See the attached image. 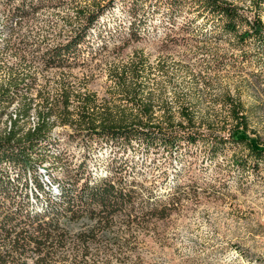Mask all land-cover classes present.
I'll return each mask as SVG.
<instances>
[{"label": "rangeland", "instance_id": "1", "mask_svg": "<svg viewBox=\"0 0 264 264\" xmlns=\"http://www.w3.org/2000/svg\"><path fill=\"white\" fill-rule=\"evenodd\" d=\"M224 1L248 21L258 16L264 26V0ZM18 2L11 0L8 6ZM4 3L0 0V85L9 78L8 68L24 81L0 110V134L11 126L9 119L23 134L35 125L36 112H45L52 100L59 104L61 91L67 90L73 118L81 109L96 114L136 111L132 103L145 102L154 122L162 123L159 116L168 113L174 127L183 126V113L199 136L226 137L233 127L229 105L235 104L245 117L246 135L264 145V43L257 39L239 44L215 23L195 18L194 8L172 5L167 12L165 2L113 0L83 43L64 50L80 24L77 12L88 0H59L28 20L8 19ZM17 37L22 43L15 52ZM73 56L79 61L69 64ZM19 96L29 104L22 117ZM81 99L89 101L88 107ZM76 131L53 125L40 143L44 157L27 168L1 163L0 191L8 193L7 199L23 211L48 215L58 210L59 186L66 197L73 195L72 176L90 185L102 180L116 187L141 184L152 193L137 191L130 223L116 222L108 232L94 235L136 242L123 254L130 256L128 264H264V160H247L241 147L226 141L212 154L201 139H180L165 148ZM178 184L181 200L150 215L153 197L166 200L177 194ZM86 195L81 191L85 200ZM94 221L85 212L70 223L72 232L90 234ZM19 258L9 264L34 262L27 255Z\"/></svg>", "mask_w": 264, "mask_h": 264}, {"label": "trees", "instance_id": "2", "mask_svg": "<svg viewBox=\"0 0 264 264\" xmlns=\"http://www.w3.org/2000/svg\"><path fill=\"white\" fill-rule=\"evenodd\" d=\"M10 1L5 0L3 12L8 19L17 16L20 20H28L39 9L51 7L59 2V0H25L26 2L19 0L15 6L9 7ZM130 1L137 5V2L145 0ZM154 1L165 2L168 7L167 12L171 11L172 5L175 7L177 5V10H181V7L185 6L194 8L193 11L197 12L195 18L202 17L205 23L208 21L215 23L225 34L232 36L235 42L239 41V44L248 39H257L264 43V26L259 17L255 16L251 21H248L236 6L224 0ZM112 2L113 0H88V3L77 12L80 24L69 40L62 45L63 49L72 50L78 44L83 43L88 30L94 26L97 19ZM21 43L22 39L17 37L12 44L15 52L20 51L17 47ZM15 55L17 56L16 53ZM95 56L94 54L87 59L91 60ZM53 58L56 57L51 55V59ZM68 61H70L69 64L77 63L79 56H73ZM6 75L9 78L0 85V110L9 106L13 100L10 94L17 93L19 84L24 81L23 78H18L21 74H18L16 69L8 68ZM121 88L127 89L123 86ZM66 93L67 90L61 91L59 104L58 99L52 100L45 112H36L35 125L21 135L14 129L15 119L8 120L11 126L0 134V164L8 163L12 166L27 168L33 161L41 160L44 156H42L40 143L56 124L72 127L75 131L77 130L76 133L82 129L87 135L119 139L123 144L136 139L146 145L159 143L165 148H170L178 144L180 139L186 143H194L196 139H201L209 145L208 149L212 154H215L218 148L224 145L223 141H226L241 147L245 151L244 155L247 160L253 159L255 163L264 160V145H261L256 137L249 138L246 135L245 117L242 116L235 104L229 105L233 127L226 137H220L213 133H203L199 136L191 131V118L183 113L180 115L184 122L183 126L178 124L177 127H174L168 113H162L159 116L162 123L154 122V116L148 110V105L145 102H133L132 104L137 107L136 111L116 110L96 114L84 112L81 109L76 111V117L73 118L67 109L68 95ZM124 95L129 99V96L125 93ZM15 99H17L16 96ZM18 100L20 102L22 100L18 109V117H22L27 114L29 104L21 96ZM81 102L84 107H88L87 99H81ZM159 125H163L164 128L160 130ZM1 176L2 174H0V178ZM50 180L54 182L52 179ZM3 183L10 185L9 182ZM69 187L72 189L73 195L66 197L63 192L64 188L59 186L58 195L54 201L58 210L55 209L48 215L23 211L19 206H16L13 200L7 199L8 193L0 191V264L16 263L17 257L21 259L25 255L34 258L33 264L48 262L50 264L129 263L130 256L123 254L137 247L136 242L122 241L116 238H96L94 235L108 232L116 222L124 223L127 226L130 223V218L135 216L133 204L139 202L137 191L151 195L152 190L137 183L116 187L106 180L91 185L87 181L79 183V178L76 176L70 177ZM34 188L40 190L37 182L34 183ZM179 189L180 184L177 185V194L165 197L164 201L154 196L149 214L163 213L165 206L178 203L182 198ZM81 191L86 192L87 200L82 198ZM85 212L89 213V219H95L89 230L90 234H85L78 229L72 232L70 223L77 221ZM134 261H136V257Z\"/></svg>", "mask_w": 264, "mask_h": 264}]
</instances>
